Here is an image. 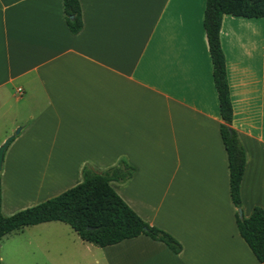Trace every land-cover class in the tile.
<instances>
[{
    "label": "crops",
    "instance_id": "0c3cea01",
    "mask_svg": "<svg viewBox=\"0 0 264 264\" xmlns=\"http://www.w3.org/2000/svg\"><path fill=\"white\" fill-rule=\"evenodd\" d=\"M78 2L83 26L72 34L63 0H0V143L19 130L5 164L15 157L22 176L42 177L26 209L79 185L84 166L103 172L124 159L134 173L111 188L181 252L147 236L98 247L61 222L4 237L39 228L23 248L33 264H264L236 225L206 0ZM219 40L248 218L264 211V17L223 15Z\"/></svg>",
    "mask_w": 264,
    "mask_h": 264
},
{
    "label": "trees",
    "instance_id": "16d2710c",
    "mask_svg": "<svg viewBox=\"0 0 264 264\" xmlns=\"http://www.w3.org/2000/svg\"><path fill=\"white\" fill-rule=\"evenodd\" d=\"M63 5L68 29L72 34L79 33L83 24L78 0H63ZM223 15L262 18L264 0H206L203 18L219 101L221 118L219 129L227 154L229 190L236 209V225L239 235L257 261L264 263V211L255 207L248 218H245L241 211L240 185L246 154L232 127V105L225 59L219 40ZM133 173L134 169L124 159L103 172H97L86 165L82 170L83 180L79 185L9 216H5L1 210L0 184V240L23 228L47 222H61L72 228L82 240L98 247L147 236L164 243L173 254L178 255L181 252L180 244L164 231L143 221L111 188L110 182L124 183Z\"/></svg>",
    "mask_w": 264,
    "mask_h": 264
},
{
    "label": "rangeland",
    "instance_id": "374dc122",
    "mask_svg": "<svg viewBox=\"0 0 264 264\" xmlns=\"http://www.w3.org/2000/svg\"><path fill=\"white\" fill-rule=\"evenodd\" d=\"M5 130L6 129L3 126H0V142ZM17 130L18 129H15L14 134ZM3 143H0V147ZM4 155H6V153ZM4 160L5 156L3 159L2 169L0 171V184L2 186L1 198L6 206V209H4L3 212L4 214L8 215L9 211L7 210H12L13 208L22 210L24 207L28 206L29 204H33V202L37 200V195H31V184L33 183V180L36 181L42 177L36 175L34 176L30 173L28 175L22 176L20 174V170H22L23 167L25 170H27V167L23 165L19 159L11 156L8 163L6 164ZM17 211L19 210H15V212ZM55 225L62 228L63 232L73 235L72 230L68 226L64 224ZM31 229L24 230L23 233L4 237L0 241V259L2 264H33L31 256L26 255L23 252V248L25 245H27L26 242L31 236L40 238L43 237V232L39 228L34 230Z\"/></svg>",
    "mask_w": 264,
    "mask_h": 264
},
{
    "label": "water",
    "instance_id": "95a60500",
    "mask_svg": "<svg viewBox=\"0 0 264 264\" xmlns=\"http://www.w3.org/2000/svg\"><path fill=\"white\" fill-rule=\"evenodd\" d=\"M18 133H19V130H17L14 135L8 137L0 147V171H1L2 165H3L4 154H5L8 146L10 145V143L13 141L15 135H17ZM240 216H241V214H240Z\"/></svg>",
    "mask_w": 264,
    "mask_h": 264
},
{
    "label": "built area",
    "instance_id": "2783aa9c",
    "mask_svg": "<svg viewBox=\"0 0 264 264\" xmlns=\"http://www.w3.org/2000/svg\"><path fill=\"white\" fill-rule=\"evenodd\" d=\"M18 93L20 94V91H18Z\"/></svg>",
    "mask_w": 264,
    "mask_h": 264
}]
</instances>
